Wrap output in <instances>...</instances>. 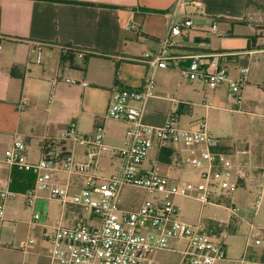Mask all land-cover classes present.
Returning a JSON list of instances; mask_svg holds the SVG:
<instances>
[{"label": "crops", "instance_id": "0c3cea01", "mask_svg": "<svg viewBox=\"0 0 264 264\" xmlns=\"http://www.w3.org/2000/svg\"><path fill=\"white\" fill-rule=\"evenodd\" d=\"M63 1L0 0V194L12 190L23 193L28 186L25 178L13 179L17 167L9 165L4 158L6 150L12 147L16 138L25 143L23 155L27 164L34 165L40 161L43 145L47 141L59 143L60 132L72 124L82 134H94L96 131L103 134L108 148L102 151L100 160H109L111 170L117 171L119 164L115 168L114 160L119 159L112 149L124 146L129 126L108 117L107 110L117 83L127 89H139L150 70L148 64L140 62L147 53L145 56V52L138 56L132 53L130 47L135 43L134 39L138 42L144 38L146 42H151L148 48L152 54L160 48L161 40L173 24L192 19L195 27L183 28L181 36L173 39L170 53L217 56L218 64L227 70L228 76L231 65L240 62L247 64L255 53L264 50V39L252 40L259 30H256L257 24L256 28L251 25V15L254 13L247 9L248 0H203L200 11L191 4L178 7L179 0ZM209 20L212 22L209 23ZM213 22L218 24L216 32L211 30ZM39 51L41 62L37 63ZM68 51L87 54L89 59L86 66L83 68L79 55H74L72 63L64 62ZM226 54H229V58L225 57ZM244 68H248L249 72V65ZM184 69L171 65L166 70H154L153 76L156 71L171 70L184 75ZM54 79H59L55 86ZM67 79L75 83H67ZM236 81L229 77L226 84L229 87L231 82ZM246 84L244 80V86ZM204 86L207 88L206 84ZM217 92L214 93L216 96ZM209 98L207 93L204 106L212 104ZM186 105L165 97L162 87L157 84L156 96L146 103L145 122L161 126L171 111L176 110L180 125L188 128L197 121L193 116L185 115ZM21 106H24L23 110ZM222 146L232 163L248 162L250 168H247L246 178L248 175L251 177V174L255 178H264V151L261 150L260 154L248 150L249 153L243 155L240 154L243 151L235 153L230 145ZM180 149V146H173L162 151L152 150L142 169H150L154 160H158L159 168L161 164L172 166V155L181 152ZM84 153L83 144L81 152L75 149L76 160H86ZM232 153L235 155L232 156ZM242 156L248 158L242 160ZM246 178L241 181L243 184H240V188L245 186ZM66 180L67 177L59 175V183H65ZM260 183L264 187V183ZM34 185L35 180L31 182V187ZM132 194H140V197ZM146 198L144 190L124 186L120 190L119 202L123 208L134 209ZM41 199L53 201L46 192H40L37 203ZM56 202L61 211L60 222L72 225L76 218L74 208L69 206L68 210L63 211L60 203ZM22 207L30 211L28 223L40 230V239L45 241L43 234L50 233L58 222L50 224L49 214L42 223L41 215L38 221L33 220L34 215L38 214L37 204L31 210L22 197L9 199L5 203L1 226L11 221L17 223L16 218ZM245 209L241 207L242 212ZM240 219L243 221L244 215ZM208 221L205 224L209 233L218 241L222 240V235L218 236L209 230ZM228 221L229 218L223 222ZM258 249L264 250L261 247ZM3 251L0 242V256ZM227 259L224 264H234L233 259Z\"/></svg>", "mask_w": 264, "mask_h": 264}, {"label": "built area", "instance_id": "2783aa9c", "mask_svg": "<svg viewBox=\"0 0 264 264\" xmlns=\"http://www.w3.org/2000/svg\"><path fill=\"white\" fill-rule=\"evenodd\" d=\"M187 4L198 11L203 8V0L178 1V7ZM194 27L192 19L173 24L161 40L160 48L140 60L150 67L141 88L127 89L117 83L107 115L127 123L129 128L124 146L111 148L119 159L114 174L102 175L100 157L108 148L103 134L100 131L82 134L75 124L60 132L59 143L47 141L43 145L37 164H27L23 155L25 143L20 138H16L12 147L6 150L5 161L12 167L31 169L35 185L23 193L1 192V220L9 199L22 197L25 205L34 210L40 192H46L49 199L58 201L63 211L71 206L76 212L72 225L60 222L50 233L43 234V240L50 246V264H153L157 253L167 250L170 243L181 240L186 241L182 250H177L176 246L171 249L180 254V264H224L228 261L225 246L209 233L203 221L190 224L181 219V207L176 202L179 187L169 184L168 179L159 173L158 160L152 162L150 169H142L152 150L180 146L181 152H175L170 163L172 166L188 164L198 169L206 185L202 204L227 205L226 208L235 215L241 211L236 203V193L247 176V169L241 163L230 161L221 141L209 132L205 119L188 128L180 125L176 110L171 111L161 126L148 124L144 119L147 101L156 96L154 70H166L171 65L180 69V62L190 61V67L183 71L189 81H202L212 89L229 82L228 72L218 64L217 56L170 53L173 39L181 36L183 28ZM217 29V22H213L211 30L216 32ZM261 53L264 58V50ZM40 62L41 51L37 56V63ZM240 73L244 76L248 68H242ZM242 79L231 82L228 91V97L239 104L242 103ZM58 81L54 79L53 86ZM65 81L75 83L69 79ZM205 106L211 107L212 104ZM20 108L23 110L24 106ZM79 142L85 145L84 161L75 158ZM248 153L244 150L240 154ZM59 175L67 177L65 183H59ZM124 186L144 190L147 198L137 208H123L119 195ZM263 203L264 187L260 184L255 205L260 207ZM40 218V214H35L33 220ZM260 230L264 232V227ZM248 245L264 248V241L250 240ZM233 263L264 264L247 254Z\"/></svg>", "mask_w": 264, "mask_h": 264}, {"label": "rangeland", "instance_id": "374dc122", "mask_svg": "<svg viewBox=\"0 0 264 264\" xmlns=\"http://www.w3.org/2000/svg\"><path fill=\"white\" fill-rule=\"evenodd\" d=\"M258 2L251 9V12L254 13L251 15V19L254 21L251 22V25L255 28V24L264 26V0ZM211 22L212 20H209V23ZM144 40L142 38L136 42L134 39L135 43L130 47L132 53L137 56L144 52L143 56L146 53H151L148 48L151 42ZM247 65H249V72L245 76H241V68ZM229 77L235 81L241 80V78H243L242 81H247L243 88L242 103L240 104L235 99L228 97V84L218 89H210L207 86L209 88L207 89L204 82L189 81L180 71H156L154 74L156 83L162 87V94L169 99L187 104L186 116H193L196 121L205 119L212 136L219 139L222 145H230L235 153L252 150L261 154V150L264 151V58L262 53H255L247 64L240 62L231 65ZM215 91H218L217 96L214 94ZM207 93L213 105L210 109H206L204 106L207 101L205 100ZM76 149L78 153L81 152L83 143L79 142ZM235 153H232V156ZM245 158L248 156H242V160H246ZM108 163L109 160H100L103 176L115 173ZM118 164L119 162L114 160L115 168ZM241 165L246 169L250 168L248 162L243 161ZM258 170L261 171L260 165H258ZM247 171L249 170L247 169ZM159 173L165 174L169 184L179 187L180 193L176 197V202L181 207L182 220L190 224H195L200 220L204 223L210 219L219 220L208 221L209 230L218 236L222 235L223 238L219 240V243L225 246L229 259L240 260L247 254L264 263V250H256L257 246L249 247L248 245L250 240L264 241V232L260 230L261 227H264V204L260 207L255 205L260 182L264 183V178H255L254 174H251V177L248 175L245 186L238 189L236 193L237 205L246 209L235 215L226 208L227 205L225 207V205L209 204L204 206L202 204L201 200L205 195L206 185L201 180L198 169L182 163L176 166L161 164ZM242 184L243 182H241ZM132 195L140 197V194ZM36 212L42 216L41 223L46 220L47 214H49L50 224L60 222V207L54 200L41 199L37 203ZM240 214L244 215L243 221L240 219ZM30 216V211L22 207L18 218L15 217L17 223L15 221L6 222L8 225L2 227L0 220V242L4 250L0 256V264H50L49 243L42 241L40 230L28 223ZM228 218V222H223ZM15 225L16 227H14ZM31 240L32 242H30ZM185 244L184 240L170 243L167 250L156 255L155 264H180V254L171 249L176 245L177 250H182Z\"/></svg>", "mask_w": 264, "mask_h": 264}, {"label": "trees", "instance_id": "16d2710c", "mask_svg": "<svg viewBox=\"0 0 264 264\" xmlns=\"http://www.w3.org/2000/svg\"><path fill=\"white\" fill-rule=\"evenodd\" d=\"M40 1L65 2L63 0H40ZM258 1H260V0H248L247 9H249V11H250L253 8L252 6L257 5L259 3ZM257 27H258L260 32H259V34H257L254 37H252L253 41L257 40L259 38L264 39L263 38L264 37V26H259L258 25ZM74 55H79L80 56V58L83 61V68H84L86 66L87 62H88V59H89V56L87 54H84V53H80V52L75 53V52L68 51L67 54H65V56L63 58L64 62L69 61L70 63H72L73 60H74V57H75ZM225 57L229 58V54H226ZM17 168H16L15 172L13 173V179L17 180L18 178H25L28 181V186H27V189L24 190V191H27L31 187V182L33 180H35V175H34V173H33V171L31 169H26V168L20 169L19 168L21 170V171H19ZM32 188L33 187H31V189Z\"/></svg>", "mask_w": 264, "mask_h": 264}, {"label": "water", "instance_id": "95a60500", "mask_svg": "<svg viewBox=\"0 0 264 264\" xmlns=\"http://www.w3.org/2000/svg\"><path fill=\"white\" fill-rule=\"evenodd\" d=\"M191 65V62L190 61H183V62H180V66L181 67H184V68H189Z\"/></svg>", "mask_w": 264, "mask_h": 264}]
</instances>
